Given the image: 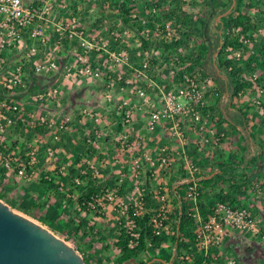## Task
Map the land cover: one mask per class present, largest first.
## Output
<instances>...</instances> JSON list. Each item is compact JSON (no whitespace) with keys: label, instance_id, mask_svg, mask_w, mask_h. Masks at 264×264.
<instances>
[{"label":"rangeland","instance_id":"374dc122","mask_svg":"<svg viewBox=\"0 0 264 264\" xmlns=\"http://www.w3.org/2000/svg\"><path fill=\"white\" fill-rule=\"evenodd\" d=\"M72 1L80 2V0ZM104 1L112 3L110 11L117 15L115 22H111L107 24V26H104L103 23H97L96 11L98 12V9H100L97 8V10H94L93 12L87 10L84 14L82 13V17L79 15L84 28L90 29V27H94L95 30L90 31L91 34H96V30L99 28H103L102 33H104L109 27L114 26L121 29V26L123 27V25H125L130 29L136 30L135 37L138 38L136 46L139 48L143 39L147 41H149V39L152 40L150 41L151 44H149V46L144 47L139 51L135 50L136 48L134 44L132 48H129L128 46L127 49L132 55L134 65H137L142 58L149 60L151 65H153L151 74L154 72L155 80L160 84H179L185 76L194 78L200 82H205V89L207 90L206 95L211 99L210 107L208 108L209 117L211 119V123L209 124L211 129L206 130V136L210 137L211 134L208 133V130H212L214 136L221 137L217 145H215L211 139L208 143H204L201 139L205 131L191 130L188 123L182 121L181 130L185 141H180L178 138L168 134L170 140L173 142V149H177V152L172 151V148H170V150L169 148L165 149L166 153L170 151V164L165 168L158 170L157 180L154 181L156 176H152L151 173L147 171L137 182L144 187V183L147 179L153 181V193L155 194L154 204L156 206V203L159 202L160 196L158 192L164 193L168 199L165 216L167 219V227L163 231L164 235L161 238L159 247L164 250L173 249L174 225L173 220L170 218V214L174 208L172 187L181 183L182 179L190 177L183 168L185 157L189 160L194 159L198 165V171L193 176L199 178L198 187L200 192L205 195L204 197L207 203L214 206L219 202L217 201V196L226 191L227 194H231L229 204L237 205L242 203L240 205L243 206L244 203V207L248 208L256 215L258 214L257 209L264 213V186L263 184L261 185L260 180H250L248 182L241 179L239 182L234 180L224 181L217 176H214V181L205 185L202 183L203 179L201 176L204 173H208L210 169L214 167L211 161L214 159L209 158L208 161L210 162L203 164L202 161H199L200 156H197L194 153L192 154L194 151L199 152L203 150V147H206L209 151L211 149V151L215 152V148L222 145L225 140V137L215 128V125L219 120L218 116L215 120L213 119L216 114V111L214 110V101L222 95V91L216 82L217 76L215 72H218L220 74L219 76L226 79L227 75L221 72L218 68L216 69V67H218L217 60L223 42L222 32L224 17L232 13V15L236 14L234 12L237 10L236 7L238 0H135L136 6H134L133 9H135L142 17H145L149 22L147 27L150 31L146 35L143 34V26L138 23L139 21H134V25L132 26L130 21L129 24H125L122 20L123 17L130 19L127 16L128 14H124L123 12L124 9H130L126 8L127 5L129 6V4L132 3L130 0ZM251 1L254 0H242V7L240 10L247 13L257 25L255 29L249 32L252 34V39L246 44V50H241L242 54L240 60H236L235 58L236 56L234 53L236 49L231 50L232 48H226L225 51L226 54L228 53L230 56L229 62L231 65L234 67L238 65L242 67V72L240 71L239 74L242 75L245 80L253 83V85L251 84V86L247 88V90L237 98L235 102L238 105L237 108H246L249 112H254L253 117L248 119L252 120L254 127H257L260 119L262 117L264 118V0H255L257 1L255 7H246ZM88 2L90 3L91 0H88ZM209 2H212L215 5V8L210 9L208 6ZM96 3L97 2L94 3V6L98 5ZM153 6L157 11L158 16L152 13L151 8ZM56 8L57 5L55 9ZM103 10H105L104 6ZM89 13L93 14L89 15ZM127 13H129V10ZM157 25L161 26L158 30L156 29ZM162 25H166L167 27L163 29ZM139 26L141 29H138ZM236 29H234V34ZM132 40L133 39L129 41ZM165 43L177 44H174L169 50H164L163 45ZM63 47L65 49H61L57 54L62 59H65L70 56V53H68L67 49L69 48L67 45H63ZM65 54H67V56ZM169 70H174V77H167ZM252 72L256 73L258 82H255V80L250 77ZM50 75L54 76L50 77ZM55 77L59 78L61 81L60 83L58 82V99L54 102L38 101L34 97V93L57 84L52 81ZM160 77H162V80ZM72 81L73 79L71 78L62 79L58 73L47 75H35L31 73L26 78L24 85L11 95V100L17 102L20 105L21 110L20 113L12 115L14 122L7 134L8 141L12 145H20L21 148L24 147L22 143H25V141L30 143L37 141L38 137H41L42 141L45 140L50 144H55L54 147L59 146L60 148H66L65 153H72L70 154V157L67 156L63 162H71V166L67 170V173L64 174L67 177V180L65 181L67 186L63 190H59L56 187L51 190H46L45 186L42 188L43 183L41 180L37 181L36 185H38V188L32 183L33 180L30 182L22 180L19 182L13 181L9 187L14 189V191L9 196L4 191L3 194L0 193V196H2L1 199L9 204L13 210L44 225L59 235L62 239L72 244L74 248L82 254L83 258L85 256L89 259L90 262L88 264H115L120 255V251L115 244L119 236L120 222L122 221V223H124L125 219H121L112 207H105L104 210L95 212L89 204L86 203L87 206L83 209L78 203V198L82 191L91 185L90 183H93V186H95L105 182L111 186L112 183L115 182L113 181L114 178L118 175L120 176L122 173L123 168L116 169L115 177H112L113 179L109 177L105 178L107 171L104 167L112 166L114 164H110L111 160L106 159L105 163L102 157V152L106 151L103 149L104 146H102L103 140L105 139L112 140V144L114 145L113 150H107L110 152V156L106 157H112L115 154L118 155V152L120 154L118 156L119 159L124 157L125 153L120 151L115 145L119 118H116L115 120L110 118V111H112L113 104L112 102L107 101L104 93V85L101 83L103 88L101 93L102 96L100 95L101 102H106L105 113L109 116L111 128L103 127V123L108 117L102 115V121L98 125L102 134L101 149L98 156L94 155L89 147L84 144L87 135L92 129V123L88 118L80 116L81 108L91 107L86 103L87 98L80 100L77 99V97H74L72 98L74 100L70 102L69 97L71 96L69 93H71V84L74 83ZM215 92H217V95H214ZM112 100H117L114 94H112ZM62 105L63 107L59 108ZM31 112L36 114L44 112L49 116L54 117L58 122L67 123L69 126L68 132L61 134L62 139L55 142L53 137L57 133L56 129L49 130L40 126L29 128L26 124L21 123L20 117L23 113L24 115H28ZM258 133H261L258 135V142L262 144L264 142V132L259 129ZM64 140L67 142L65 143ZM240 140H242L244 144L243 135L240 137ZM25 146L27 147V145ZM53 150L55 153V148H53ZM200 154L201 152H199V155ZM227 158L230 161L235 160V157H231V159L227 156ZM88 159H91V162L93 163L102 161L99 167L101 170L100 176L96 182L92 181L90 176L86 173L88 170L86 161ZM224 159H226V157H224ZM72 169L74 170V174L71 173ZM75 177L80 179V184L75 185L73 181H71ZM3 181L4 179L0 181V186H4L3 184L5 183ZM132 182L133 181L122 188L117 196L118 200H129V196L132 193V188L130 186ZM18 184H20V186ZM30 188L31 192L34 190L38 192L36 197H28L24 195L27 194L26 191H29ZM49 199H52L50 203H48ZM58 212L67 214L71 221L69 220L56 224L54 220L56 219V214H58ZM257 219L259 222H262H260L261 226L264 227V219L260 217ZM195 248L198 251L196 244ZM208 253L213 256L215 264H228L230 260H235L242 264H264V240L247 233L231 231L227 236L222 238L221 243L218 244L216 248H211ZM139 259L144 260L146 257L141 255ZM173 262L174 260L171 263ZM171 263L169 262L167 264ZM175 264H178V261H176Z\"/></svg>","mask_w":264,"mask_h":264},{"label":"built area","instance_id":"2783aa9c","mask_svg":"<svg viewBox=\"0 0 264 264\" xmlns=\"http://www.w3.org/2000/svg\"><path fill=\"white\" fill-rule=\"evenodd\" d=\"M52 1L0 0V172H11L20 180L30 182L38 172L39 154L43 153L48 159L54 158V150L50 144L41 148L30 146L27 152H22L16 150L6 139L14 122L12 115L20 113L21 110L20 105L11 100V95L24 85L31 73L35 75L58 73L62 79L79 78L83 81L91 79L102 82L107 101L112 102L119 115L120 129L117 132L115 145L125 153L127 162L112 187L105 182L98 185L89 206L95 212L102 211L105 207H112L121 219H125L123 226L129 231L128 245L132 247L136 244L138 233L132 230L135 220L130 212L139 215L148 211L143 187L137 182L145 172L149 171L152 176H156L159 169L165 168L171 162L170 152L166 153L165 149L153 153L141 151L139 146L143 140L152 141L153 132L160 123L165 125L169 135L185 141L181 130L182 121L187 122L191 130L205 131L202 142L208 143L211 139L217 145L220 136H214L212 130H208L210 137L206 136V130L211 129L208 113L211 99L206 95L205 82L185 76L179 84L168 85L151 79L157 83L156 89L160 93L159 103H155L150 96L148 83H145L150 81L153 65L146 58H142L137 65H134L132 55L127 49L128 46L129 48L133 46L129 40L138 42V38L135 37L136 30L123 25L121 29L112 26L104 33L91 34V31L84 28L80 21L79 3L72 0H60L63 14L59 16L58 21L52 22L55 14ZM130 2L132 3L128 6L130 9L127 16L132 23L139 21L138 23L143 26V34L146 35L150 31L147 27L149 22L133 9L136 6L135 0ZM70 6H73L74 10ZM151 10L158 16L154 6ZM50 21L53 24L51 33L48 29ZM159 27L161 26L157 25L156 29L158 30ZM165 27L167 26L162 25L163 29ZM235 32L242 36L240 29H236ZM241 40L245 45L250 41L249 38L242 37ZM63 45L70 47L72 55L61 60L57 53ZM234 54L238 60L242 52L238 49ZM127 67L132 71L130 75L119 72L121 68ZM174 75V70H169L167 73V77ZM250 77L255 79L256 73L252 72ZM160 79L162 80V77ZM113 85L122 92L131 88L135 99L129 101L127 98H122L113 101L111 94ZM214 95H217V92ZM34 97L40 102L56 101L59 97L58 83L36 91ZM145 110L147 113L144 123L139 125L135 117ZM80 116L88 118L92 123V129L84 144L98 156L102 138L98 125L102 121V114L92 108L84 107L80 111ZM20 120L29 128L40 126L49 130L56 129L57 133L53 137L56 142L62 139L61 134L69 130L67 123L58 122L44 112L40 114L31 112L28 115L23 113ZM100 163L102 161L97 163L91 162V159L86 161L88 168L86 173L95 182L100 176ZM70 166V161L58 164L55 174H66ZM183 168L190 175L182 179L181 183L189 184L186 190L190 205L188 214L197 222L198 250H203L206 255L231 231L247 233L264 240V227L261 226L256 215L242 205L217 202L208 219L202 221L198 210L199 178L193 176L198 171V165L194 160L185 157ZM131 181H133L130 185L132 193L129 200H118L117 196L122 188ZM73 183L80 184V179L75 177ZM158 194L159 202L151 210L152 230L156 235L161 234L167 227L165 216L168 199L164 193L158 192ZM228 264L242 263L230 260Z\"/></svg>","mask_w":264,"mask_h":264},{"label":"crops","instance_id":"0c3cea01","mask_svg":"<svg viewBox=\"0 0 264 264\" xmlns=\"http://www.w3.org/2000/svg\"><path fill=\"white\" fill-rule=\"evenodd\" d=\"M86 1H87V3H86ZM52 2H53L52 4L54 7L53 10L55 13L52 17V22H55V21H58L59 16L61 14H63V11H61V9H60V0H53ZM95 2H97L96 3V4H98L97 6H94ZM78 3L80 6V10L78 12L80 16L82 15V13L84 14V12H86L87 10L89 12H93L94 10H97V8H100V9H98V12L96 11V14H97L96 21H97V23H103L104 26L105 25L107 26V24H109L111 22H115V20L117 18V15H115L113 12L110 11V9H111L110 7L112 6V3L109 1H104V0L92 1L91 0V2L89 3L88 0H80V2H78ZM56 5H57V8L55 9ZM103 6L105 7V10H103ZM126 8H128V5L126 6ZM72 10H74V7H72ZM56 11H59V12H56ZM91 14H93V13H91ZM91 14L89 13V15H91ZM52 22L50 21L48 23L49 33H51V29L53 26ZM89 30H95V28L90 27ZM102 31H103V28H99L96 30L97 33H101ZM132 41H130V43L132 45L133 44L135 45V48H136L135 50L139 51L143 48L142 43H141V46L138 45V46H140V48H139L136 46L137 43L135 41H133V42ZM145 41H147V40H145ZM150 41H152V40L149 39V41H147V42H149V44H151ZM67 47L69 48V49H67L68 53H70L72 55L70 47L68 45H67ZM63 49H65V48L63 47L62 50ZM59 52H60V50H59ZM65 55L67 56V54H65ZM61 60H64V59L61 58ZM119 72L121 74H125V75H129L132 73L131 69H129L128 67L127 68H121L119 70ZM51 76H54V75H50V77ZM150 77H151L150 81L149 80H148V82L142 81V83H144V82L148 83V89L151 92L150 96L153 98V101L155 103H159L160 93H159V90L156 89L157 83L154 81H157V80H155L154 72L151 74ZM71 79H73L72 82H74V83L71 84V90H70L71 93H69L71 96V97H69L70 102L72 100H74V99H72L74 97H77V99H80V100L87 98L86 103L89 104V106L93 110L101 112L102 115H105L108 117V119H106L105 122L103 123V127L111 128L110 127L111 124L109 123V120H110L109 116L107 113H105L106 102L104 101V103H102L101 97H100V95L103 91V88L101 86L102 82L93 81L91 79L85 80L87 82H85L79 78H71ZM151 79L154 81H152ZM216 80H217L216 82L218 83L220 90L222 91V95H221V97L216 98L214 101V110L216 111V114H215V117L213 119L215 120L218 116L219 120L216 123L215 128L220 131L221 135H223L225 137V140L223 141L222 145H219V147L215 148V152L211 151V149L209 151V149H207L206 147H203L202 148L203 150L199 151V152H201L200 155H199L198 151L192 152V154L194 153L195 155L200 156L199 161H202L203 164L210 162V161H208L209 158L214 159V160H211L212 165H214V167L211 168L208 173H204L201 176V178L202 179H209L211 177L216 176L217 174H221V176L224 179H230L232 176H234L235 177L234 181H238V182L240 181V179L246 180L247 182L250 180H254V181L260 180L261 185L263 184V186H264V142L262 144H260L258 142L259 141L258 135L261 134V133H258L259 129H261V131L264 132L263 131L264 130V118L262 117L260 119L257 127H254L253 126L254 123L252 122V120L248 119V118L253 117L254 112H249L248 109H246V108L243 109L241 107L240 108H234V107L232 108L230 105L231 97H230V93H229V89H228L227 79L222 78L220 76L218 79L216 78ZM52 81H53V83H58V82L60 83L61 82L60 79L57 77L52 79ZM111 91L117 100L122 99V98H127L129 101H133L135 99V95H134L133 90L131 88L122 92V91L117 89L116 85H113ZM98 97H99V99H98ZM154 97H155V99H154ZM241 99H243V98H241ZM62 107H63V105L60 106L59 108H62ZM65 108H67V107H65ZM110 112H111L110 118H112L114 120L116 118H119V115L115 111L114 107L112 108V111H110ZM146 113L147 112L145 110L135 117V120L138 122L139 125H143L145 117H146ZM101 128H102V125H101ZM117 129L118 130L120 129L119 125H117ZM242 135L244 136V144H243V141L240 140V137ZM6 139L8 140V135H7ZM40 140H41V137L40 138L38 137L37 141H33L30 143L25 141V143H22V145L24 146L23 148H21L20 145L19 146L13 145V146L18 151H22V152L26 151L27 152L30 149V146H38L39 148H41L47 144H50L45 140L44 141H42V140L40 141ZM152 141H153V143H152ZM152 141H150L148 139L143 140V142L139 146V149L141 151H147V152H159L163 149L169 148V150H170V148H172V151L177 152V149H175V148L173 149V142L170 140V137H169V135L165 129V125L163 123H160L157 125L156 129L153 132ZM64 142L66 143L67 141L64 140ZM25 145H27V147ZM50 145L53 148H55V153H57V154L54 153L55 156L52 159L46 158V156L43 153L39 154L38 162H37L38 172H37L35 178L33 179L32 183L38 188V185H36L37 181L41 180V178H44L46 181H51V183L50 184H43L42 188H43V186H45L46 190L47 189L51 190L54 187H56L59 190L65 189V187L67 186V183L65 182L67 180L66 175H57V174H55V171H56V166L58 164L63 163L64 160L67 158V156L70 157V154H72V153H70V152L65 153L66 148H62V147L60 148L59 146L54 147L55 144L54 145L50 144ZM102 146H104L103 149L106 150V151L102 152V157H103L105 163H106V160H111L112 163L110 162V164H114L112 166H105L104 167V169L107 171V174H108L107 175L105 173L107 175V176L105 175V178L106 177H109V178L113 177L114 178L115 177L114 175L116 173V169H122L123 166L125 165V163L127 162L126 155L124 154V157H123V155L121 154V156L123 158L119 159L118 156L120 154L118 152V155L115 154L112 157H106V156H110L109 155L110 152H108L107 150L109 149V151H111L114 149V147H113L114 145L112 144V140H108V139L103 140ZM211 154H214V155H211ZM227 156L229 158L235 157V160L230 161L227 158ZM224 157H226V159H224ZM191 160H194V159H191ZM117 177H115L113 181H115V179ZM3 179H4L3 182L5 184H3L4 186H0V193L3 194V192L5 191L6 194L9 196L14 191V189L10 188L9 186L13 183V181L19 182L20 179L17 178L15 175H13L11 172H2V173L0 172V181H2ZM157 179H158V174L156 175V178L154 179V181ZM150 183L152 185V191H153L154 190L153 181H150ZM176 183H178V182H176ZM178 184H176L173 187L174 188L177 187ZM18 185L20 186V184H18ZM60 186H61V188H60ZM8 188H9V190H8ZM29 191H30V193H29ZM29 191H26L27 194H24V195L28 196V197H36V194L38 193L37 191L34 190L31 192V188ZM224 193H226V191H224ZM51 201H52V199H49L48 203H50ZM240 204H242V203H240ZM240 204H237V205H240ZM243 206H244V203H243ZM257 213H258L257 215L254 213L256 215V217L258 216V217L264 219V213L261 210L257 209ZM69 218L70 217L67 214H65L63 212H58V214H56V219L54 221L56 222V224H59L61 222L69 221L70 220Z\"/></svg>","mask_w":264,"mask_h":264},{"label":"trees","instance_id":"16d2710c","mask_svg":"<svg viewBox=\"0 0 264 264\" xmlns=\"http://www.w3.org/2000/svg\"><path fill=\"white\" fill-rule=\"evenodd\" d=\"M242 0H238L237 7L234 13L235 15H228L224 17L223 22V32H222V45L218 55V68L221 72L227 75L226 79L228 81V89L231 97V107L237 108L238 105L235 102L246 90L253 85L251 81L244 79L239 72H242V67L239 65L234 67L231 65L230 56L226 54V48H232L236 50H246V45L242 42V38L252 39V34L249 33L257 27V25L252 21V19L247 15V13L242 12L240 9L242 7ZM257 1H251L246 7H255ZM210 9L215 8V5L212 2L208 3ZM125 10V9H124ZM123 10V11H124ZM126 9L124 14H127ZM125 24H129L131 21L127 17L122 18ZM130 21V22H129ZM132 23V22H131ZM134 25L133 23L131 24ZM240 28L239 34H234V29ZM138 29H141L139 26ZM248 33V34H247ZM142 47H147L149 42L142 40ZM174 44L177 43H165L164 50H169ZM225 53V54H224ZM237 60V59H236ZM240 60V59H238ZM239 64V63H238ZM203 67V66H202ZM255 73V72H254ZM217 79L220 77L218 72H215ZM255 82H258L255 77ZM71 173L74 174V170H71ZM89 176V175H88ZM221 180L231 181L235 177L232 176L230 179H224L221 174L216 175ZM74 179V178H73ZM73 179L71 181H73ZM215 177L209 179H203L202 183L205 185L213 182ZM93 181V180H92ZM43 184H50L51 181H46L44 178H41ZM95 182V181H94ZM88 186L85 190L82 191L81 195L78 198V203L81 208L85 209L87 204L92 202V196L95 193V190L98 188V185L93 186V183ZM188 183H181L177 187L173 188V211L170 214V218L173 220L174 225V236H173V249L164 250L159 247L161 238L163 237V232L159 235H156L152 230V217L153 212L151 211L154 207V196L151 189L150 180L147 179L144 183V200L146 202L147 212L134 215L130 212L131 217L135 220V225L132 228L134 232L138 233V238L136 244L132 247L128 245L130 238L129 231L123 226V223H120L119 236L116 241V247L120 251V255L115 264H145L148 261H152L155 258H160L161 261L153 260L149 264H175L178 261V264H215L213 256L207 253L204 254L203 250H198L195 248L196 244V232H197V222L188 214L190 205L187 201L186 190ZM113 186V183L110 187ZM234 188V187H233ZM121 192V191H120ZM205 195L200 192L198 195V210L200 212L202 221H206L209 215L212 213L213 207L205 201ZM2 198V196H0ZM231 194L220 193L217 196V201L230 203ZM141 255H144L146 259H139ZM85 263H89V259L84 256Z\"/></svg>","mask_w":264,"mask_h":264},{"label":"water","instance_id":"95a60500","mask_svg":"<svg viewBox=\"0 0 264 264\" xmlns=\"http://www.w3.org/2000/svg\"><path fill=\"white\" fill-rule=\"evenodd\" d=\"M0 264L87 263L72 244L0 198Z\"/></svg>","mask_w":264,"mask_h":264}]
</instances>
